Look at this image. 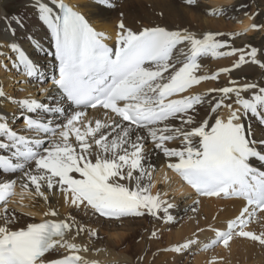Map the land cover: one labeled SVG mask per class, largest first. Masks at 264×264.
I'll return each instance as SVG.
<instances>
[{
	"label": "snow or ice",
	"instance_id": "obj_1",
	"mask_svg": "<svg viewBox=\"0 0 264 264\" xmlns=\"http://www.w3.org/2000/svg\"><path fill=\"white\" fill-rule=\"evenodd\" d=\"M91 3L102 11L117 7L113 0ZM30 4L50 48L27 33L25 47L15 39L26 28L23 19L5 15L13 39L0 42V49L7 50H0V68L37 85L51 83L53 90L50 94L41 87V101L16 99L0 89V99L17 108L11 118L0 112V264H89L80 254L87 248L76 242L86 229L72 215L60 218L51 207L57 194L65 205L104 221L148 216L171 224L175 204L164 198L167 192L152 193L158 171L154 155L197 197L243 202L226 230L210 226L215 239L204 250L217 244L228 248L234 237L264 246V231L248 230L264 215V139H254L247 123L255 120L264 128V81L231 78L248 64L264 70V49L233 46L236 37L260 31L264 24L253 23L224 39L219 31L159 25L134 30L121 12L115 44L109 46V37L85 15L87 5L74 7L64 0ZM207 14L227 15L219 8ZM244 14L249 19L260 15ZM49 57L50 76L40 62ZM232 57L230 67L202 74V61ZM226 74L228 86L195 93L197 86L219 82ZM89 110L100 115L89 118ZM17 195L30 198L31 207L48 206L44 219L35 222L33 215L21 224L22 215L8 208ZM87 235L99 238L95 229ZM157 237V231L150 233ZM197 243L188 239L165 251L183 256Z\"/></svg>",
	"mask_w": 264,
	"mask_h": 264
},
{
	"label": "bare ground",
	"instance_id": "obj_2",
	"mask_svg": "<svg viewBox=\"0 0 264 264\" xmlns=\"http://www.w3.org/2000/svg\"><path fill=\"white\" fill-rule=\"evenodd\" d=\"M19 2L27 9L25 10L26 13H23L25 15L20 17L23 19L26 28L18 30L15 39L22 41L24 46L28 47L25 40V34L27 33L41 39L45 47L50 48L46 30L37 20L30 0H19ZM64 2L74 7L87 5L84 9L85 15L91 19L93 26L98 31L104 32L109 37L107 41L109 45L115 44L118 31L117 24L121 19V12L123 13L122 19L125 25L134 30L140 29L142 26L159 25L173 30L187 28L197 33L219 31L225 34L224 39H227L230 33L242 32L244 28L253 23L260 24L256 17L255 19H249L244 14L245 12L249 14L259 12L260 15H263V9L259 7L258 0H252L253 11L251 12H249L248 0H197L195 6L187 5L186 0H113L117 7L107 11L98 10L91 3V0H64ZM145 2L149 4V8L144 5ZM241 5H247V7L243 8ZM0 6V42H2L13 38L8 35L5 29L4 17L7 11L2 4ZM218 8L226 10L227 15L233 16L234 19H228L227 15L213 17L207 14V12ZM261 24H264V20ZM259 32H261L259 41L252 44L251 40ZM246 45L264 49V29L249 31L246 35L236 37L233 42V46L237 48ZM0 50L7 51L6 49ZM235 59V57L220 60L206 59L202 61V74H213L223 67H230ZM40 62L45 65L47 74L52 72L50 58L46 60L41 58ZM229 78V75L226 74L220 78L219 82L206 81L197 86L194 91L195 93H206L213 87L228 86ZM231 78L238 79L240 83L260 82L264 81V70H261L258 66L248 64L234 71ZM41 87H47L50 94L53 90L51 83L37 85L26 81L25 77L14 70L5 71L0 68V89H3L10 97L16 99L33 97L43 101L45 96L39 93ZM0 112L11 118L14 113H17V108L15 105L0 99ZM89 112L91 113L89 118L100 115L93 113L92 110H89ZM203 114L202 111L201 116ZM222 114L226 117L227 111L224 110ZM16 123L19 124L20 121L17 120ZM247 123L252 125L254 139H264V128H261L254 120L247 121ZM153 160L158 165V171L155 172L157 175L153 181L155 186L152 188V193L156 194L160 191L158 190L159 186L157 187L160 179L163 183L164 181H170L171 189L168 187L169 190L160 192H167L168 195L171 193L170 191L173 192V197H170L171 194L169 197H164L175 204V207L170 210L174 217L171 224H164L163 221H156L148 216L134 219L126 218L122 221H104L101 218L93 217L90 212L86 214L83 209L76 210L70 205H65L60 194L51 198V207L59 212L60 218L72 215L86 229L85 233H82L76 242L87 248L86 252L80 254L89 264H264V246L240 237H234L228 248H225L222 244H217L204 250V246L211 244V241L215 239V233L210 230V226L221 231L226 230L227 222L239 214L242 201L198 198L193 195L189 188L181 184L177 174L166 168L162 159L154 155ZM255 163L259 165L258 162ZM17 191L19 192V187ZM174 191H178L180 197L185 195V199L182 200L180 197L175 196ZM195 200L200 201L199 205L194 204ZM21 204L24 206L21 207ZM31 204L32 200L27 196L21 200L20 196L17 195L8 205V208L10 212L14 211L22 215L21 224L30 222L33 215L35 222L44 219L42 213L47 210L48 206L42 202L36 207H31ZM193 206L197 207L196 212L190 210ZM133 223H144L146 231L141 232L137 237L138 239L131 241L130 239L135 236L137 229L140 227L134 226ZM90 229H95L99 238H89L87 231ZM248 230L257 233L264 231V215H260L258 219L254 220L249 225ZM152 231L158 232L157 238H150ZM161 237L165 238V242L159 240ZM188 239H196L198 243L193 245L183 256L165 251L166 248L174 247Z\"/></svg>",
	"mask_w": 264,
	"mask_h": 264
},
{
	"label": "rangeland",
	"instance_id": "obj_3",
	"mask_svg": "<svg viewBox=\"0 0 264 264\" xmlns=\"http://www.w3.org/2000/svg\"><path fill=\"white\" fill-rule=\"evenodd\" d=\"M248 2H249V6H248V8H249V12H251V11H253V8H252V5H251V2H252V0H248ZM258 2H259V7L261 8V9H263V15H259V16H256V19H258V23H262L263 22V20H264V0H258ZM0 4H2L4 7H5V9H6V11H7V16H9V17H12V16H18V17H22V16H24L25 14H23V13H26V11L25 10H27L26 8H25V6L24 5H22L20 2H19V0H0ZM144 5L147 7V8H149V4L147 3V2H145L144 3ZM0 8H1V6H0ZM256 10V9H255ZM25 11V12H24ZM254 13H257V12H254ZM259 13V12H258ZM21 14V15H20ZM260 14V13H259ZM260 34H261V32H259L256 36H254L253 37V39L251 40L252 41V44H254V43H256L257 41H259V39H260ZM157 174H155L154 173V179L156 178L155 176H156ZM159 181V180H158ZM164 181V180H163ZM162 182V179H160V181L157 183V187L159 188H157L158 190H160V191H165V190H169V188L171 189V186H170V181H164V183H166V184H164L163 182ZM168 189H167V188ZM161 188H166V189H161ZM171 193H169V195H170V197L172 196L173 197V192L172 191H170ZM19 193V192H18ZM174 194H175V196H177L178 198L180 197V196H178V191H174ZM177 194V195H176ZM169 195H167V197H169ZM180 199H182V200H184L185 199V195H181V197H180ZM134 224V223H133ZM141 223H135L134 224V226H140L138 229H137V232H136V234H135V236H132V238L130 239L131 241H134V240H136V239H138L137 237L139 236V234L141 233V232H145L146 231V227H145V224L144 223H142L141 225H140ZM133 238H135V239H133ZM133 239V240H132ZM160 241H164L165 242V238H160L159 239Z\"/></svg>",
	"mask_w": 264,
	"mask_h": 264
}]
</instances>
